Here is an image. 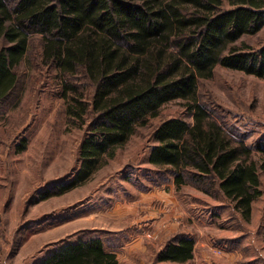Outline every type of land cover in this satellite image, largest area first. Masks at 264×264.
I'll return each instance as SVG.
<instances>
[{
	"label": "trees",
	"instance_id": "1",
	"mask_svg": "<svg viewBox=\"0 0 264 264\" xmlns=\"http://www.w3.org/2000/svg\"><path fill=\"white\" fill-rule=\"evenodd\" d=\"M263 28L264 0H0V102L17 88L18 69L37 38L69 121L88 130L77 178L61 186L65 192L90 178L165 103L182 99L193 122L182 116L161 121L149 161L170 167L178 188L190 179L209 194L222 192L250 220L263 194L264 147L257 159L252 146L214 117L201 85L218 66L264 78V42L239 44ZM195 244L177 234L158 259L185 263L194 258ZM41 264L119 259L95 238L71 243Z\"/></svg>",
	"mask_w": 264,
	"mask_h": 264
},
{
	"label": "rangeland",
	"instance_id": "2",
	"mask_svg": "<svg viewBox=\"0 0 264 264\" xmlns=\"http://www.w3.org/2000/svg\"><path fill=\"white\" fill-rule=\"evenodd\" d=\"M242 41L258 47L264 42V28L243 36L239 44ZM39 53L35 38L18 69L17 88L0 102V264H41L71 243L95 238L117 253L120 264H159L158 255L169 240L161 239L160 228L145 216L165 209L160 198L149 197L160 188L176 198L179 212L172 219L198 229L197 236L184 232L196 241L194 258L167 264H264L263 171V194L253 202L247 220L222 192L209 194L190 179L178 188L170 167L149 161L161 121L182 116L193 122L182 99L165 103L160 115L140 127L90 178L60 192L77 178L80 146L88 130L69 121L55 70L41 62ZM201 95L214 117L252 146L260 159L264 78L218 66L214 76L203 81ZM195 204L197 223L187 220L188 213L197 211ZM204 234L211 241L205 242ZM151 243L153 248L147 250L138 245Z\"/></svg>",
	"mask_w": 264,
	"mask_h": 264
},
{
	"label": "crops",
	"instance_id": "3",
	"mask_svg": "<svg viewBox=\"0 0 264 264\" xmlns=\"http://www.w3.org/2000/svg\"><path fill=\"white\" fill-rule=\"evenodd\" d=\"M167 190L165 189H158L157 191H153L151 193H153L152 195H149V197L152 199L154 197V199L160 198L162 200V202H164L166 204L165 209H161L159 210V212L157 211H150L147 212V216H145V219L148 223L155 225L156 227L160 228V235H161V239L166 238V240H170L173 236L180 234V233H184L187 232L189 235H195L196 232V236L198 235V229L197 226L195 225H191V227H187L185 225L180 224V222L177 221V219H172V217L174 216L173 214L176 212H179V208L178 205L174 202V199L176 200V198L167 193ZM178 202V201H177ZM197 204H195L196 210H197ZM186 212V211H185ZM198 210L193 212V213H188L187 215V220L197 223V217L199 218V214H198ZM181 213V211H180ZM179 213V215H180ZM189 217L192 219H189ZM189 230V231H184V230ZM203 237L205 238L204 241H211V237L209 234H204ZM199 243V241H197ZM139 246L142 247V249L147 250V249H152L153 248V243L147 245H143V244H138ZM197 247V246H196ZM206 250V251H205ZM207 248H204L203 252H208ZM113 251V250H110ZM204 254V253H203ZM204 258L206 261H210V255L208 253L204 254ZM159 264H167L168 261H158ZM174 262V261H173ZM177 263V262H176ZM120 264V263H119Z\"/></svg>",
	"mask_w": 264,
	"mask_h": 264
}]
</instances>
